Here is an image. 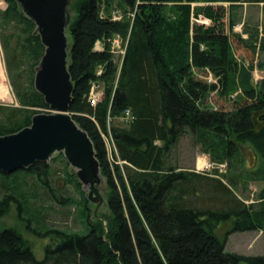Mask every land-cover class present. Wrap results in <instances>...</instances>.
Wrapping results in <instances>:
<instances>
[{"label": "trees", "instance_id": "1", "mask_svg": "<svg viewBox=\"0 0 264 264\" xmlns=\"http://www.w3.org/2000/svg\"><path fill=\"white\" fill-rule=\"evenodd\" d=\"M0 2L6 5L0 10V30H12L1 35L0 41L18 104L0 105V115L5 112L0 136H8L29 127L31 118L48 106L33 85L44 53L35 25L14 0ZM244 4H262L264 16V0L77 1L74 20L67 27L71 38L68 72L73 84L69 113L92 142L106 183L108 214L91 220L81 192L76 204L86 216L84 234L37 225L39 229L32 230L36 236L55 242L38 261L16 231L2 230L0 264H264V255L227 253L225 241L214 234L218 223L231 220L228 235L256 231L264 238V120H260L264 78L253 84L255 66L241 65L230 56L232 36L238 45L264 58V23L250 29L243 25L246 39L233 32ZM112 12H118L121 20L113 21ZM202 18L208 20L207 26L197 23ZM115 36L125 45L120 62L110 52ZM97 43L101 50H96ZM98 67H102L99 76ZM256 68L263 70L264 62ZM194 69L208 71L216 82L199 79ZM95 83L103 88L100 101L92 107L87 95ZM213 92L231 101L232 109L204 107ZM126 110L132 118L128 127L113 126L111 120ZM101 133L112 137L111 162ZM186 135L215 164L231 166L241 157L239 146H249L260 162L244 177V182L262 184L255 202L246 206L232 194L227 188H237L232 176L209 177L180 167L173 150ZM16 172L33 174L50 187L46 163ZM9 175L0 172L2 179ZM192 180L216 182V187H207L213 197H221L220 208L187 207L181 196L199 189L192 187ZM68 182L80 190L74 175ZM7 198L4 195L0 203ZM35 223L45 226L37 217Z\"/></svg>", "mask_w": 264, "mask_h": 264}, {"label": "rangeland", "instance_id": "2", "mask_svg": "<svg viewBox=\"0 0 264 264\" xmlns=\"http://www.w3.org/2000/svg\"><path fill=\"white\" fill-rule=\"evenodd\" d=\"M77 1L69 0L67 7L68 24L74 20ZM5 8L6 5L0 2V10L3 11ZM261 8L262 4H244L238 10V16L241 18V21L233 29V32L235 34H241L242 38L246 39L247 35L242 33L244 30L243 25L246 26V29H250L256 28V26L264 23ZM197 23L204 24L205 26L209 24L208 20L204 18L198 20ZM10 32H12L10 28L7 31L0 30V37L1 35H8ZM66 33L70 45L71 38L68 32ZM230 41L232 48L230 51L231 58L241 65L248 66L249 64H253L255 67L252 72V83H258L264 78V69L260 70L256 68V64L264 62V58L238 45L236 39L232 36ZM95 48L99 50L101 45L97 44ZM114 60L120 62L121 58L115 56ZM208 74L206 70L194 69V75L201 80H207L209 78ZM211 80V83H214L215 78H211ZM0 105L18 107L6 72L5 56L1 47V41ZM203 105L213 110L229 111L232 109L231 101L218 97L216 92L211 93ZM47 113L48 111L46 110H39L38 114ZM4 115L5 112H3L2 116L0 115V120L4 119ZM111 124L119 128L128 127V124L123 121L122 117L113 118ZM239 150L241 157L237 162L232 163L231 166L226 163H211L209 156L202 153L200 146L193 143L190 135H186L180 138L174 146L173 156H175L178 165L182 168H186L194 160L195 164L193 167L195 166V169H201V172H204L205 175L216 176L218 178L222 177L223 179L231 176L236 178L237 188L233 186H227V188L248 206L255 202L256 195L261 189L262 184L259 182H244L246 181L244 177L246 176V172L256 169L260 162L252 153L249 146H239ZM46 164L49 167V175L47 177L49 188L41 184L33 174L14 172L5 179H2L3 177L0 176V202H3L4 195L9 197L5 200V203H0V231L5 229L16 231L27 242L35 259L38 261L43 259L45 248L47 246L54 247L55 242L49 237L40 238L36 236L32 230L39 229L37 225H40L39 227H42L41 229L45 227L66 233H78L82 235L86 232V228L84 227L86 216L76 204L80 200L81 192L87 198L91 220L101 219L102 215L108 214L105 203L107 194L106 183L100 175L99 169L93 173L94 187L101 196L102 202L96 196H90V188L85 180V176L80 174L79 169L68 164L62 152L53 154ZM71 175L76 177L77 182L80 184V190H76L74 185L68 182L69 176ZM192 182L195 184L192 187L197 186L200 191L197 189V191H192L186 196H181L187 207L210 210L220 208L218 205L221 203V197H213L212 193L214 192L207 187V185L216 187V182L205 181L203 184L198 180H192ZM244 186L245 188H243ZM62 199L69 201V203H61ZM70 202H73V204H70ZM19 207H21V211H19ZM35 217L40 218L45 226H42V223L36 224ZM231 227V220H226L218 223L214 230L216 238L221 242L225 241V251L227 253L243 256L264 255V238L261 232L254 231L228 235ZM37 232L40 231L37 230Z\"/></svg>", "mask_w": 264, "mask_h": 264}, {"label": "water", "instance_id": "3", "mask_svg": "<svg viewBox=\"0 0 264 264\" xmlns=\"http://www.w3.org/2000/svg\"><path fill=\"white\" fill-rule=\"evenodd\" d=\"M35 25L44 53L35 69L34 89L48 106L47 114H36L30 126L0 136V172L11 174L35 163H46L55 153H63L69 165L80 174L94 195L93 173L99 169L92 142L69 113L73 84L68 72L67 38L69 0H14ZM264 120V114L260 117Z\"/></svg>", "mask_w": 264, "mask_h": 264}, {"label": "built area", "instance_id": "4", "mask_svg": "<svg viewBox=\"0 0 264 264\" xmlns=\"http://www.w3.org/2000/svg\"><path fill=\"white\" fill-rule=\"evenodd\" d=\"M111 19L113 21H119L121 20V15L118 12H112L111 13ZM100 44V43H97ZM96 44V45H97ZM102 48H99V50H101ZM110 52L114 55V56H119L120 58H122L124 56L125 53V45L123 44L121 38L119 36H115L112 41H111V46H110ZM102 73V67H98L97 71H96V75L99 76ZM208 79L205 80L208 83H211L212 80L210 81L211 78H214L212 76V74H208ZM214 83L216 82L215 80L213 81ZM101 95H102V86L99 84H92L91 88H90V92L87 95V101L90 104V106L94 107L101 99ZM123 121L128 124L129 121H131V114L128 110H126L122 116ZM101 137L104 141V145L106 148V152H107V157L109 162L112 161V151H114V144H113V140L111 135H105L103 133H101Z\"/></svg>", "mask_w": 264, "mask_h": 264}, {"label": "crops", "instance_id": "5", "mask_svg": "<svg viewBox=\"0 0 264 264\" xmlns=\"http://www.w3.org/2000/svg\"><path fill=\"white\" fill-rule=\"evenodd\" d=\"M194 159H195V157H194ZM194 162L195 161L193 160L192 161V164H190L189 166H187L186 168H184V170H187L188 172H193V173L205 175L204 172H201V169H199V168H196L195 169V166L193 167V165L195 164ZM205 176H209V175H205Z\"/></svg>", "mask_w": 264, "mask_h": 264}, {"label": "bare ground", "instance_id": "6", "mask_svg": "<svg viewBox=\"0 0 264 264\" xmlns=\"http://www.w3.org/2000/svg\"><path fill=\"white\" fill-rule=\"evenodd\" d=\"M206 164V163H205Z\"/></svg>", "mask_w": 264, "mask_h": 264}]
</instances>
